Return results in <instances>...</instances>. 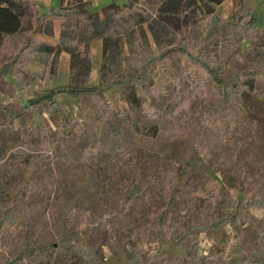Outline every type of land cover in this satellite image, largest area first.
Here are the masks:
<instances>
[{
	"label": "rangeland",
	"instance_id": "obj_1",
	"mask_svg": "<svg viewBox=\"0 0 264 264\" xmlns=\"http://www.w3.org/2000/svg\"><path fill=\"white\" fill-rule=\"evenodd\" d=\"M78 1L89 10L127 2L34 4L42 17ZM234 6L221 0L191 29L198 59L220 60L213 79L186 70L188 42L158 60L145 27V42L122 39L106 54L102 41L88 43L86 64L61 52L8 68L0 120L11 117L3 108H23L11 125L26 133V165L40 176L29 177L26 200L8 204L0 166V264H264V37L249 24L260 14L244 1ZM57 25L42 38L56 43ZM66 85L98 89L79 98L56 92ZM85 145L94 152L84 155ZM172 162L177 198L157 223L152 197Z\"/></svg>",
	"mask_w": 264,
	"mask_h": 264
},
{
	"label": "trees",
	"instance_id": "obj_2",
	"mask_svg": "<svg viewBox=\"0 0 264 264\" xmlns=\"http://www.w3.org/2000/svg\"><path fill=\"white\" fill-rule=\"evenodd\" d=\"M141 1L154 3L156 8L149 12L139 4ZM233 1L235 9L240 10L243 0ZM219 4L221 0H127L121 7L111 2L100 10H89L87 3L78 1L70 11L51 12L40 17L33 0H0V89L6 71L18 63L22 56L34 63H46L61 52H66L70 55V63L73 65L78 62L86 64L90 55L88 43L93 40L102 41L103 53L106 54L110 45L116 46L122 39L131 46L145 42V28L157 47L156 58L164 61L170 54L184 52V42L193 46L191 29L195 24L208 23L212 17L213 6ZM56 22L59 37L56 43H49L42 37H50L53 34ZM249 24H252L253 33L264 37V26L261 29L254 26L253 18L249 20ZM193 48L190 49L192 55L189 57L192 61L187 64L186 70L204 72L210 74L212 79L216 78L212 68L220 60L212 55L203 62L198 59L195 46ZM201 80H194L199 91ZM97 89L96 85H66L56 88V92L69 93L79 98L92 95ZM180 103L182 106L185 101ZM1 111L11 116L0 120V166L4 174L1 177L3 198L5 203L12 204L16 196L26 200L31 195L34 187L31 184L28 186L29 177L38 179L40 171L30 176L24 151L26 133H21L20 129L11 125L12 117L17 120L24 117L23 108H3ZM82 149L84 155L90 151L94 152L90 145H85ZM113 149L118 152L120 146ZM179 177L180 168L175 169V162L169 163L165 167L157 195L152 197L154 202L151 207L157 223H162L170 216V208L177 198L176 183ZM229 188L237 190L234 186ZM44 248L45 246H42L39 250Z\"/></svg>",
	"mask_w": 264,
	"mask_h": 264
},
{
	"label": "crops",
	"instance_id": "obj_3",
	"mask_svg": "<svg viewBox=\"0 0 264 264\" xmlns=\"http://www.w3.org/2000/svg\"><path fill=\"white\" fill-rule=\"evenodd\" d=\"M84 2H88L91 5H93L94 7L96 6L95 3L97 2V0H82ZM111 0H105V3L110 2ZM244 3L246 4L247 7H251L252 9V13L253 15L260 14V18L258 19L256 17V27L261 29L264 26V0H243ZM254 1V4H251V2ZM34 3H37V6L39 7H49V5L51 4L52 0H33ZM107 4H104L103 6H101L100 8L106 6Z\"/></svg>",
	"mask_w": 264,
	"mask_h": 264
}]
</instances>
